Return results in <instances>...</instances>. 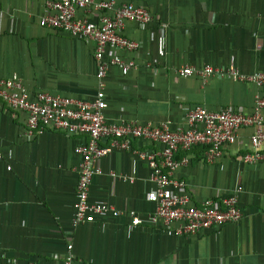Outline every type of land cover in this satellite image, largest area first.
<instances>
[{
	"label": "crops",
	"instance_id": "0c3cea01",
	"mask_svg": "<svg viewBox=\"0 0 264 264\" xmlns=\"http://www.w3.org/2000/svg\"><path fill=\"white\" fill-rule=\"evenodd\" d=\"M48 1L56 0H0V79L19 76L32 98L46 92L93 102L99 92L96 42L47 28L42 18ZM125 1L147 9L153 21L146 27L128 21L123 28L140 53L126 54L137 63L127 75L116 66L108 70V122L168 123L175 131L189 128L188 113L198 106L253 113L264 87L217 78L204 84L179 70L225 67L234 58L246 74L264 72V0ZM254 132L239 129L236 143L214 162L207 161L203 146L179 152L177 160L189 162L172 179L185 186L168 188L197 207L222 202L241 188L238 223L197 236L131 227L128 213L146 217L157 208L153 170L139 153L159 156L163 149L135 139L129 150L97 161L102 174L90 190L91 203L106 202L125 214L74 228L81 162L75 149L86 136L53 130L29 136L27 115L13 117L0 101V262L63 260L72 245L73 264H264V161L239 159L255 150ZM132 176L134 181L124 180Z\"/></svg>",
	"mask_w": 264,
	"mask_h": 264
},
{
	"label": "built area",
	"instance_id": "2783aa9c",
	"mask_svg": "<svg viewBox=\"0 0 264 264\" xmlns=\"http://www.w3.org/2000/svg\"><path fill=\"white\" fill-rule=\"evenodd\" d=\"M79 13H83L79 17ZM43 24L52 30L75 38H87L96 42L95 58L98 65L97 79L99 92L93 102H84L68 97L54 96L42 92L32 98L23 83L15 75L0 79V101L12 110L27 115L28 135H42L47 130L61 131L72 136H86L87 141L76 147L75 153L81 157L79 183L73 227L78 228L91 220L108 216L121 218L125 212L106 202H90L93 178L102 174L97 161L109 156L114 150H129L130 143L142 139L149 144H160L163 149L159 156L152 152H140L139 156L152 168V179L156 184L152 197L157 202L156 211L146 217L135 212L127 215L131 227L148 226L161 231H172L179 236H197L208 230L227 224L238 223L243 218L239 205V191L222 202L207 200L202 206L191 204L186 194L178 195L168 188L173 185L183 189V181L172 179L174 173L189 162L187 157L177 160L181 151L189 152L197 146L206 148L208 162L220 159L226 146L235 144L237 132L244 127H253L254 151L239 159L247 164L264 161V97L258 96L252 114L235 112L230 109L211 111L198 106L188 113L189 128L173 131L168 123L140 124L135 121L108 122L105 110L108 107L105 93V78L111 66L121 69L127 75L137 66L126 60V54L139 55V44L122 34L126 22H135L146 27L153 21L152 14L125 0H56L46 3ZM106 55L110 60H106ZM182 77H197L204 84L212 78L231 79L238 82L264 87V72L246 74L232 58L225 67L206 66L196 68L187 65L179 70ZM103 142H106L103 143ZM135 176L124 180L134 181ZM68 255L63 260L51 262L39 259L28 264H73V246L68 247ZM0 264H23L18 260L2 261Z\"/></svg>",
	"mask_w": 264,
	"mask_h": 264
}]
</instances>
